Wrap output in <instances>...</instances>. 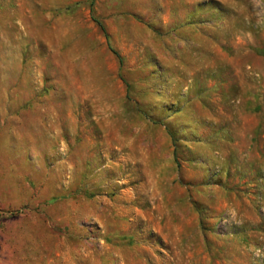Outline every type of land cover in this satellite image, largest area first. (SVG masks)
Here are the masks:
<instances>
[{"label":"rangeland","instance_id":"1","mask_svg":"<svg viewBox=\"0 0 264 264\" xmlns=\"http://www.w3.org/2000/svg\"><path fill=\"white\" fill-rule=\"evenodd\" d=\"M0 264H264V0H0Z\"/></svg>","mask_w":264,"mask_h":264},{"label":"trees","instance_id":"2","mask_svg":"<svg viewBox=\"0 0 264 264\" xmlns=\"http://www.w3.org/2000/svg\"><path fill=\"white\" fill-rule=\"evenodd\" d=\"M102 26V29L104 30V26L103 25H101Z\"/></svg>","mask_w":264,"mask_h":264}]
</instances>
